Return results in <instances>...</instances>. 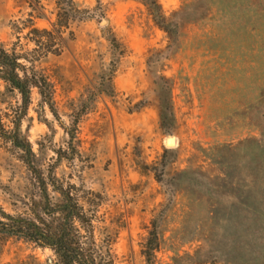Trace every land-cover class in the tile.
I'll use <instances>...</instances> for the list:
<instances>
[{"label":"rangeland","instance_id":"374dc122","mask_svg":"<svg viewBox=\"0 0 264 264\" xmlns=\"http://www.w3.org/2000/svg\"><path fill=\"white\" fill-rule=\"evenodd\" d=\"M74 2L75 18L55 31L54 0H0V44L53 87L55 114L33 88L21 121L39 167L93 211L97 241L112 237L116 264H148L143 251L156 231L153 264H254L226 252L248 244L245 233L213 231L215 253L197 239L209 206L193 198H216L219 209L232 194L264 199V0H157L179 23L174 40L143 0ZM160 76L173 109L164 124ZM18 104L0 80L5 129ZM62 125L75 128L73 139ZM19 155L0 137V207L11 214L36 195ZM261 206L253 219L263 220ZM0 264H55V256L0 235Z\"/></svg>","mask_w":264,"mask_h":264},{"label":"trees","instance_id":"16d2710c","mask_svg":"<svg viewBox=\"0 0 264 264\" xmlns=\"http://www.w3.org/2000/svg\"><path fill=\"white\" fill-rule=\"evenodd\" d=\"M54 2L56 20L52 25L57 31L62 26L67 27L70 20L75 18L77 5L74 0H54ZM143 4L155 24L167 33L170 40H174L177 37L179 23L163 13L157 0H143ZM41 16L36 15V17ZM42 31L50 34L46 29ZM112 38L115 40L114 36ZM25 60L23 55L13 50L9 51L0 44V80L9 91L19 96V104L13 110L14 115L10 120L12 127L5 129L4 124L0 123V137L20 151L19 157L30 175L36 195L25 203L27 209L22 213L11 214L0 207V235L20 237L38 246L49 248L55 256V264H116L112 237L108 236L109 238L104 242L97 241L93 211L71 191V187H64L51 170L47 174L44 173L36 162L30 142L21 131V121L27 114L33 88L37 89L41 101L55 114L52 83L45 75L33 68L29 69L24 63ZM160 79L165 80L161 86V94L165 97L158 99L160 120L164 124L172 121L173 109L167 79L164 76H160ZM63 127L70 139H73L75 128ZM185 173L187 172H182ZM190 186L195 188L196 192H202L201 189L197 190L195 185L190 184ZM225 186L229 185L224 183ZM232 195L234 197L228 201L221 200L224 209H219L220 200L209 198L204 193L193 198L200 204L205 203L209 206L205 209V215L195 224L197 239L208 241L215 253L218 247L215 249L210 242L213 231H217L218 235L227 230L232 231V235L228 233L232 240L235 238V233L237 237L239 233L241 235L245 233L250 237V240H247L248 244L234 242L233 252L229 253V249L226 252L232 254L230 255L232 259L244 257L247 263L264 264V234L258 235V238L253 237L257 234L254 232L256 230L264 233V213H260L263 220L253 219L257 208L260 205L264 206V199L252 197L247 201L243 197ZM237 202L240 206L234 207ZM245 205L246 210L243 209ZM187 208L184 220L189 215V210L193 211L189 203ZM246 216H250L249 221L245 219ZM158 234L159 232L156 231L154 235L156 243L149 242L143 251L148 264H153L151 258L159 249Z\"/></svg>","mask_w":264,"mask_h":264},{"label":"water","instance_id":"95a60500","mask_svg":"<svg viewBox=\"0 0 264 264\" xmlns=\"http://www.w3.org/2000/svg\"><path fill=\"white\" fill-rule=\"evenodd\" d=\"M170 139H171V137H170Z\"/></svg>","mask_w":264,"mask_h":264}]
</instances>
